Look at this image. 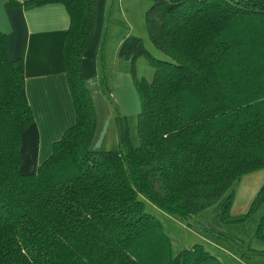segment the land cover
I'll list each match as a JSON object with an SVG mask.
<instances>
[{"label": "trees", "instance_id": "1", "mask_svg": "<svg viewBox=\"0 0 264 264\" xmlns=\"http://www.w3.org/2000/svg\"><path fill=\"white\" fill-rule=\"evenodd\" d=\"M48 2L70 16L62 52L76 119L35 171H21L34 115L24 58L7 55L0 31V264H226L204 242L174 252L149 201L231 241L240 237L202 212L236 223L260 209L253 237L264 238V180L248 209L231 213L235 181L264 168V0H152L148 36L166 57L137 34L121 42L140 99L138 143L122 128L113 148L93 146L97 110L81 69L97 0H11ZM141 55L151 78L136 75Z\"/></svg>", "mask_w": 264, "mask_h": 264}, {"label": "crops", "instance_id": "2", "mask_svg": "<svg viewBox=\"0 0 264 264\" xmlns=\"http://www.w3.org/2000/svg\"><path fill=\"white\" fill-rule=\"evenodd\" d=\"M110 1L112 0H97L93 34L81 61L83 76L91 87L94 98L97 95L99 103L107 108L102 116L96 104L97 129L93 140L94 147L95 141L104 145L110 137L118 145L121 135L119 131L122 121L114 115L105 97L102 79L104 78L115 93L119 89V95L125 79L127 85H133L130 70L124 66L119 69L117 67L127 63L118 55L121 42L129 33L136 32L133 28L128 33L125 30L118 32L116 27L120 24L116 15L121 10L119 5L126 6V3L125 0H118L110 5ZM69 22V13L62 2H48L26 8L23 5H12L11 0H0V31L6 34L7 55L10 58H24L26 92L34 115L33 122L22 131V172L35 171L52 152L53 142L76 119L62 52ZM261 170L264 168L250 172L251 176L243 186L244 204L241 209L249 207L262 184L264 173ZM246 193L250 194L249 198L245 197ZM233 211L232 207L231 213L236 215ZM258 245L254 248L264 249L260 247L261 244Z\"/></svg>", "mask_w": 264, "mask_h": 264}, {"label": "rangeland", "instance_id": "3", "mask_svg": "<svg viewBox=\"0 0 264 264\" xmlns=\"http://www.w3.org/2000/svg\"><path fill=\"white\" fill-rule=\"evenodd\" d=\"M113 1L118 2V0L110 1V5L114 3ZM126 6L122 4L119 5L120 11L117 12L118 25L116 29L118 32H130L131 29L136 32H132L141 36L148 47V49L157 57L165 58L166 55L156 48L151 42L145 22V12L146 9L151 5L152 0H125ZM130 34V33H129ZM120 57V56H119ZM123 58V57H121ZM127 61L126 65L118 66L117 68H128L131 72V61L123 58ZM136 66V75L138 78L145 77L151 78L154 67L151 64L149 58L146 55H141L135 62ZM132 76V72H131ZM104 79V78H103ZM133 85H127V80L125 79L122 86L121 94L119 95V89L117 93L111 89L107 88L105 97L113 110L114 115L119 121H122L119 134H121L122 128H128L129 136L133 144L138 143V133H137V117L140 109V99L136 86L135 79L132 76ZM88 84V83H87ZM107 84V83H106ZM89 86V85H88ZM90 90L91 87L89 86ZM104 90V89H103ZM92 92V90H91ZM95 94V93H94ZM93 95V92H92ZM97 95H93L95 106L97 104L98 112L100 115H104L105 110H107L104 105L99 103V100L96 98ZM96 99V100H95ZM97 101V103H96ZM102 110H101V108ZM96 107V110H97ZM116 141L113 140V137H110L108 143L104 145L95 141V146L100 148H113L117 146ZM122 149L126 150V147L122 145ZM264 173V170L260 171ZM251 176L250 173L243 174V180H237L233 184L234 189L237 191L236 202L237 207L235 208V201L233 202V209L235 214H239L245 211L248 207L241 209L243 207L244 201V184ZM246 198L250 197V194L246 193ZM149 201V200H148ZM250 205V204H249ZM147 208L149 211L153 212L162 222L164 230L170 236L173 251L176 252L185 246H190L194 242H204L208 249L214 252L219 258L226 264H264V254L252 252L248 247L251 248L259 246L264 247V238L253 237L257 222L260 218L261 210H257L249 215L242 222L236 223H227L219 222L215 215H213L211 208L203 211L199 216L200 219H205L206 223L213 227L217 232L229 233V234H238L240 235L239 240H228L223 237L215 236L214 234L209 233L200 228L197 225V222L192 225H188L186 222L182 221L173 214H170L152 202H148ZM205 212V213H204ZM232 212V208H231ZM236 236V235H235ZM250 236V237H249ZM252 238V239H251ZM220 243V244H219ZM215 248V249H214ZM251 252V253H249Z\"/></svg>", "mask_w": 264, "mask_h": 264}]
</instances>
